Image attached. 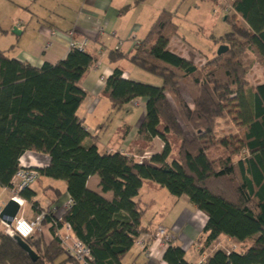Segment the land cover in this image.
<instances>
[{"label":"trees","instance_id":"trees-1","mask_svg":"<svg viewBox=\"0 0 264 264\" xmlns=\"http://www.w3.org/2000/svg\"><path fill=\"white\" fill-rule=\"evenodd\" d=\"M230 4L233 17L244 24L225 17L230 30L219 40L228 46L225 52L198 66L194 52L185 58L170 50L178 25L173 12L163 9L127 57L159 76L161 84L123 78L118 67L105 80L103 92L114 109L134 98L145 101L138 134L163 143L145 161L119 150L100 152L98 136L90 135L77 115L86 97L78 83L94 60L91 54L72 48L55 63L35 67L0 49V186H10L19 158L34 151L49 157L39 176L65 181L73 200L59 217L51 211L44 216L41 226L49 223L50 241L41 232L34 235L36 230L24 239L38 256L34 261L0 230V264H79L71 257L59 259L64 250L55 231L66 223L89 248L88 264H122L136 238L149 232L142 225L144 208L135 201L144 180L174 197L187 195L205 214L201 252L220 234L250 239L242 251L216 249L198 264H264V81L252 85L246 78L249 54L264 66V0ZM109 55L126 56L116 50ZM221 123L229 125L227 132ZM219 149L221 154L211 155ZM94 174L111 199L87 187ZM34 195L29 188L21 192L33 205ZM184 254L170 241L162 259L193 264Z\"/></svg>","mask_w":264,"mask_h":264},{"label":"crops","instance_id":"crops-1","mask_svg":"<svg viewBox=\"0 0 264 264\" xmlns=\"http://www.w3.org/2000/svg\"><path fill=\"white\" fill-rule=\"evenodd\" d=\"M1 1L13 5L16 10H22H18L22 20L19 19L18 22L14 21L9 25L15 37L11 39V46L7 49L0 48L5 50L10 57L39 67L45 61L55 63L66 55L69 50L66 35L68 31H72L75 38L86 40L85 51L91 54L94 60L78 83L86 92V97L80 104L77 115L90 135L98 136L96 143L100 152L119 150L126 155L143 160L161 150L163 143L160 138L153 137L145 140L138 134V126L145 112V101L142 98H134L126 103L131 108L126 112L131 115L130 118L121 119L113 129L105 127V114L112 107V103L104 94L103 89L105 80L115 67L121 69L123 78L153 85L161 84L159 76L155 75L160 78L156 80L146 76L144 72L134 70L129 66L131 61L127 57L134 51L133 40L142 39L146 35L161 10H169L165 5L157 1L149 2L150 0H143L139 3H134L133 0ZM126 5L128 7L120 11ZM13 27H16L20 34L13 33ZM54 30L58 33L52 34ZM4 32H7V29ZM168 47L185 58L188 57L189 51L200 53L184 39L179 31L170 40ZM111 50H116L126 56L111 59L109 55ZM199 55L205 60L216 54L207 56L200 53ZM125 62L129 63L123 64ZM102 74L105 77L104 81L99 79ZM187 101L190 102L188 99ZM82 107H84L83 114L80 112ZM135 108L139 110L134 119L132 115ZM220 127L227 129L229 125L221 123ZM84 142L91 143V138H86ZM212 152H217V150H211ZM20 159L25 164L38 168L46 166L49 162L47 154L34 151H25ZM86 184L89 189L100 192L105 198H112L111 191H101L96 174L89 176ZM28 188L35 194L32 198L35 205L26 201L25 205H29V210L24 212L26 217L31 219L34 214L45 209L53 212L54 215L58 213L62 215L63 203L68 197L65 181L40 175ZM161 188L155 182L144 180L135 197V201L144 208L142 225L149 228V232L141 233L136 238L133 246L123 256L122 264H168L162 259L167 245L155 235L160 227L172 233L173 243L184 250L185 259L193 264L200 263L215 250H210L209 247L215 244L219 236L211 245L202 252L200 251L205 235L203 233L206 222L205 214L189 201L187 195L174 197L167 190L168 194H166ZM0 199H2L0 204L10 199L7 187L0 186ZM180 204L181 206L178 207ZM48 227L49 223L44 224L41 232L44 238L50 241L52 235ZM3 229L4 224L0 220V230ZM137 241L142 243L138 244ZM189 251L194 253V259H187Z\"/></svg>","mask_w":264,"mask_h":264},{"label":"rangeland","instance_id":"rangeland-1","mask_svg":"<svg viewBox=\"0 0 264 264\" xmlns=\"http://www.w3.org/2000/svg\"><path fill=\"white\" fill-rule=\"evenodd\" d=\"M152 1H157L159 4L165 5V7H167L171 12H173V14L175 15L174 21L178 24L179 33L184 37L187 42H189L198 51H200V53L205 54L207 56L216 54L217 49L221 44L219 43L220 37L230 30V25L227 21L224 20V17L227 16L228 19H235L238 24H244L242 19L238 16L233 17V11L230 6L231 0H220L216 3L208 0H150L149 2ZM18 10L22 11L21 9ZM18 10H16V8L14 9L13 5H10L9 3L0 0V48L7 49L12 44L11 39L14 37V35L11 33L9 25L14 21L18 22L19 19L22 20L21 13H19ZM6 29L7 32H4V30ZM138 40L141 39L135 38L133 40V45ZM198 53L199 52H195L194 61L198 66H201L199 64H202L203 58L199 55L200 53ZM249 56V60L252 61L247 70L246 78L249 80L250 84L254 85L264 81V66L253 55L249 54ZM128 63L129 62H125L123 64ZM129 66L134 68V70L144 72V74H147L146 76H150L152 78H155L156 80H160V78H158L157 76L152 75V73H147L134 63L130 62ZM187 97H189L188 94ZM128 110H131V108L126 104L119 110L110 107L107 113L105 114V127H108V129H113L121 119L130 118L131 115L126 114ZM138 110V108L133 109L132 116L134 117V119L135 115L137 116L138 114ZM80 112L81 114H83L84 107L80 109ZM221 129L227 132L229 128ZM172 141L174 142H172L173 150L171 157L175 155L176 151V147H174L176 145V140L173 139ZM221 153L222 151L217 150V152H212L211 155L218 156ZM136 159L140 160L139 158ZM145 160L146 158L143 159V161ZM161 190L168 194L164 187H162ZM158 197H160V195ZM1 200L2 199H0V202ZM181 204L178 205V207L181 206ZM28 210L29 205H24L23 211L27 212ZM171 215H173V213H171ZM34 216L36 215L34 214ZM55 216L59 217L60 213ZM43 225L36 230L34 235L38 234V232H41ZM249 242L250 239L243 242H239L231 237H219L217 239L216 245H213L209 248L210 250L214 249L215 247H219L227 250L242 251L245 247H247ZM64 257L70 256H67L65 255V253H63L61 255V258L59 259L61 260ZM194 258V253L192 254V252L189 251L187 259Z\"/></svg>","mask_w":264,"mask_h":264},{"label":"built area","instance_id":"built-area-1","mask_svg":"<svg viewBox=\"0 0 264 264\" xmlns=\"http://www.w3.org/2000/svg\"><path fill=\"white\" fill-rule=\"evenodd\" d=\"M57 34L58 31H52V34ZM68 49L77 48L79 50H85L86 48V40L77 39L74 37L72 31L67 32ZM140 40L134 43V47L138 46ZM100 81H104L105 77L102 74L100 76ZM21 158V157H20ZM19 158V167L14 173L10 186L7 187L9 191V198L15 200L19 205V211L14 217L11 225L4 224V232L8 235L16 234L20 236L22 239L28 238L31 236L35 230L41 227V223L44 219L48 210H41L34 216L33 218H28L24 215L23 207L26 203V200L21 196V192L28 188L38 177H39V168L34 165L25 164L23 160ZM143 158V157H142ZM73 203L72 198L68 195L67 199L63 203V208L67 209ZM3 204H0V211ZM23 222L28 224L32 231L28 233V235H24L20 231V223ZM63 230V231H62ZM157 237L161 239V241L167 245L170 241L173 240V235L163 227L157 229L156 234ZM55 236H57L60 240V245L62 246L64 253L76 261L79 264H88V261L91 259L89 248L77 238V236L72 232L69 224H64L62 227L57 228L55 231ZM219 237H229L224 234H220ZM230 238V237H229ZM217 242V241H216ZM216 242L214 245H216ZM138 244L142 243L141 241H137ZM216 249H223L225 251H230L224 248L215 247Z\"/></svg>","mask_w":264,"mask_h":264},{"label":"water","instance_id":"water-1","mask_svg":"<svg viewBox=\"0 0 264 264\" xmlns=\"http://www.w3.org/2000/svg\"><path fill=\"white\" fill-rule=\"evenodd\" d=\"M12 32L15 34H20V31L17 30L16 27H13ZM227 49H228L227 45L220 44V46L217 49L216 55L225 52ZM18 211H19L18 203L10 198L4 203V205L1 208L0 220L6 225H11ZM11 237L14 240V242L28 254L31 260L34 261L37 259L38 257L37 254L32 248H30V246L27 244V242L24 239H22L20 236L16 234L11 235Z\"/></svg>","mask_w":264,"mask_h":264},{"label":"clouds","instance_id":"clouds-1","mask_svg":"<svg viewBox=\"0 0 264 264\" xmlns=\"http://www.w3.org/2000/svg\"><path fill=\"white\" fill-rule=\"evenodd\" d=\"M20 231L24 235H28V233L32 231V228H30L28 224H25V223L21 222L20 223Z\"/></svg>","mask_w":264,"mask_h":264}]
</instances>
